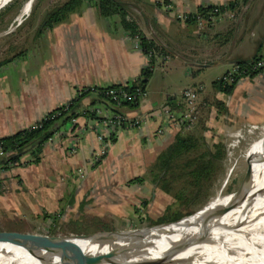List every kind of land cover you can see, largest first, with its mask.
Segmentation results:
<instances>
[{
    "label": "crops",
    "instance_id": "crops-1",
    "mask_svg": "<svg viewBox=\"0 0 264 264\" xmlns=\"http://www.w3.org/2000/svg\"><path fill=\"white\" fill-rule=\"evenodd\" d=\"M123 1L126 15L137 28L166 51L164 59L156 60L161 70L166 71L173 59L183 64V75L191 77L218 60L223 63L220 76L233 61L264 53V0H233L235 5L227 8L229 11L200 25L186 23L179 15L193 12L199 5L228 0ZM116 20L115 14L99 15L94 5L84 3L64 20L52 25L40 22L35 33L21 38L19 49L16 41L7 43L6 49L0 50V136L31 124L67 102L81 87L137 79L147 58ZM151 72L136 103L119 107L127 119H137V123L108 128L101 126L100 120L75 117L72 129L63 126L43 143L37 162L0 170V195L29 199L32 204L49 205L51 213H61L75 199H82L81 190L85 192L86 179L96 167L106 169L110 180L116 182L142 175L141 181L128 184L140 186L144 181L152 185L144 176L147 166L179 131L200 130L205 140V132L210 131L213 142L222 140L218 132L226 125L237 122L242 129L252 123L264 126L263 112L258 109L264 106V86H256L264 83V67L238 78L228 93L212 84L207 87L202 80L189 81L177 93L163 92L162 86L153 84ZM196 85L201 87L194 120L177 121L183 89ZM91 97L82 96L79 104L87 105ZM260 99L263 104L256 102ZM164 108L175 118H169ZM96 109L101 117L112 112L102 104ZM239 125L235 134L242 130ZM101 129L104 134L111 131L112 137L102 142L98 137ZM101 150L103 156L94 165L92 157ZM80 167L84 175L79 179Z\"/></svg>",
    "mask_w": 264,
    "mask_h": 264
},
{
    "label": "rangeland",
    "instance_id": "rangeland-1",
    "mask_svg": "<svg viewBox=\"0 0 264 264\" xmlns=\"http://www.w3.org/2000/svg\"><path fill=\"white\" fill-rule=\"evenodd\" d=\"M25 1L27 0H8L0 5V50H5L7 43L14 41L19 45L16 49L23 46L19 44L21 38L35 33L40 27L46 10L63 0H30L27 13H22L20 11ZM242 48L244 50L245 46L243 45ZM174 63L171 59L170 67L166 71L161 70L159 65H156V61L153 63L151 70L153 84L162 86L163 92L177 93L182 85L191 80H202L205 86L210 87L211 81L223 69L222 61L216 60L190 77L183 75V64ZM256 86L261 88L264 83H258ZM260 100L261 102H256L262 103V99ZM258 109L263 112L261 113L264 116V106H259ZM233 124L235 125H226V129L221 128L219 134L216 133L225 144L226 154L221 171L212 185L194 204L176 205L175 209L183 213L193 212L205 202L213 199L215 195H225L237 187L245 167L243 155L244 153L249 154L250 142L259 143L264 138V126L252 123L247 127L248 129H242L241 124L237 122ZM237 125L242 129L240 134L238 132L235 134L234 128ZM205 133L206 136L208 135L206 141L210 142V131ZM216 134L213 133L217 136ZM100 153L102 151L95 154L92 161L101 159L103 155L99 156ZM249 165L251 167V162ZM96 168L89 175V179H86L88 187L85 192L81 190L82 199H75L72 206L63 209L61 213H51L48 210L49 205L46 208L44 204L30 203L29 199H5L1 194L0 229L49 235L96 233L109 230L129 231L153 224L152 220L161 215L173 200L169 193L162 192L153 184L143 181L140 186H133L129 185L130 182L127 180L116 182V180H110L106 169ZM82 170L80 167L77 172L81 174L79 179L84 175ZM169 209L173 210L174 206ZM248 252L255 254L256 258L264 262V247H261L257 241ZM240 263L245 264L243 260Z\"/></svg>",
    "mask_w": 264,
    "mask_h": 264
},
{
    "label": "bare ground",
    "instance_id": "bare-ground-1",
    "mask_svg": "<svg viewBox=\"0 0 264 264\" xmlns=\"http://www.w3.org/2000/svg\"><path fill=\"white\" fill-rule=\"evenodd\" d=\"M8 0H0V5ZM30 3L24 2L25 13ZM34 7V6H33ZM27 13V12H26ZM19 18V17H18ZM251 167L240 198L217 194L179 219L144 229L86 237H70L80 253L91 258L83 264H264L249 253L257 241L264 247V138L249 143ZM244 156V155H243ZM12 238H16L12 240ZM0 236V264H67L53 245L26 247L21 237ZM53 247V248H49Z\"/></svg>",
    "mask_w": 264,
    "mask_h": 264
},
{
    "label": "trees",
    "instance_id": "trees-1",
    "mask_svg": "<svg viewBox=\"0 0 264 264\" xmlns=\"http://www.w3.org/2000/svg\"><path fill=\"white\" fill-rule=\"evenodd\" d=\"M84 3L94 5L99 15L115 14L117 16L116 23L130 36L137 37L138 47L148 57L147 63L141 68L137 79L122 83L98 85L97 88L100 91L109 87L121 88L128 93L137 85L144 88L153 63L166 51L155 44L151 38L145 36L137 28L135 22L126 15V4L123 0H63L46 10L41 23L42 25H52L55 22L64 20L69 12ZM214 5H217L219 10H221L224 7L231 8L235 5V1L228 0L224 4L199 5L195 11L188 13L183 18L184 22H194L196 14L207 16L212 13L211 10ZM148 53H150L149 56L147 55ZM262 55L264 53L255 54L249 58L237 59L232 63L242 66L246 62ZM263 67L264 65L250 71L247 76L254 75ZM237 79L238 77H235L231 82H224L218 76L211 81V84L216 86L218 90L228 93ZM81 88L67 102L49 109L31 124L0 136V170H5L14 165L37 162L41 156L43 143L63 126L67 125L68 128L72 129L75 125L74 118L77 116H84L88 121L97 123L98 120L103 118L96 111L98 105L102 104L110 111L115 112L121 111L119 109L120 106L125 104L132 105L137 101V97L121 99L116 105L109 95H104L102 92L92 93L88 88ZM84 95H91L92 97L87 105L81 106L79 99ZM111 137V131L104 135L105 139H110ZM225 154V144L222 140L208 142L200 130L189 129L177 132L173 139L156 154L153 161L147 166L146 175H144L157 188L169 193L173 198L172 202L166 206V210L152 222L158 223L173 220L190 213L191 211L183 213L175 209L176 205H192L203 197L206 189L212 185L214 179L221 171ZM99 160L96 159L94 164L99 162ZM142 179V175H136L129 178L128 182L141 181ZM171 205L174 206L173 210L169 209L173 207Z\"/></svg>",
    "mask_w": 264,
    "mask_h": 264
},
{
    "label": "built area",
    "instance_id": "built-area-1",
    "mask_svg": "<svg viewBox=\"0 0 264 264\" xmlns=\"http://www.w3.org/2000/svg\"><path fill=\"white\" fill-rule=\"evenodd\" d=\"M227 8L228 7H224L223 9L219 10V7L217 5H214L211 10L212 13H209L207 16L196 14L195 21L199 25L202 24V22L204 21H213L214 19L219 18L221 14L224 13V11L230 10ZM187 14L188 13L180 14L179 17L183 20V18ZM228 14H231V13H228ZM132 40L135 45H138V39L136 36H132ZM147 55L149 56L150 53H148ZM166 56H167V53H164L161 55L160 59H164ZM146 58L148 59V57ZM263 65H264V55L257 57L253 60H250L242 66H239L237 63H231L230 66L225 71L222 72L220 77L224 82H231L235 79V77L240 78L243 76H247L250 71L258 67H261ZM97 86L98 85H90V86H84L82 88L83 89L88 88L91 90L92 93L102 92V94L104 95H109V97H111L114 100L116 105L120 102L121 99H133L136 97L138 98L144 94V88L138 85L135 86L134 89L129 93L121 88L115 89L111 87L104 89L103 91H100L97 88ZM200 87H201L200 85H196V86L184 88L182 91V97H183L182 108H181L179 115L175 118L173 117V114L171 113V111L168 110V108H164V111L167 113V116L169 118H175L177 121H185L187 123H190L191 121H193L195 118V113H196V98L198 96ZM96 111L99 112L98 109H96ZM137 121H138L137 119H132V120L127 119L125 114L121 111H115V112L112 111L110 115H107L100 120V125L111 128V127H117L125 123L135 124L137 123ZM104 135L105 134L103 133V130L102 129L99 130L98 137L102 142L104 140L105 141L107 140L104 138Z\"/></svg>",
    "mask_w": 264,
    "mask_h": 264
},
{
    "label": "water",
    "instance_id": "water-1",
    "mask_svg": "<svg viewBox=\"0 0 264 264\" xmlns=\"http://www.w3.org/2000/svg\"><path fill=\"white\" fill-rule=\"evenodd\" d=\"M30 2V0H28ZM250 156L248 153H244V161H245V167L243 174L241 176V179L237 185V187L234 189V191L230 192L233 196L232 201L230 206H234L239 198H240V193H241V188L245 184V182L248 179L249 176V171H250ZM191 213V212H190ZM189 214V213H188ZM188 214L182 215L180 217L186 216ZM180 217L173 219V220H168V221H163V222H158V223H153L148 225L147 227H152V226H157V225H162L166 223L173 222ZM146 227L138 228V229H144ZM134 229V230H138ZM119 230H109V231H104V232H96V233H69V234H62V235H49V234H42V233H32V232H25V231H18V230H10V229H0V236L3 237H8L12 238L14 236L21 237L22 241H18L17 243L30 247L32 246V243H38V245H53L58 246V247H49L53 248L55 253L59 255L60 258H69L70 261H65L67 264H83L85 259L88 257L91 258L87 254H82L78 250H76L75 246L73 244L75 243H68L66 240L70 237H86V236H92V235H97V234H110V233H115L118 232ZM16 238H12L14 240ZM76 245V244H75ZM77 246V245H76Z\"/></svg>",
    "mask_w": 264,
    "mask_h": 264
}]
</instances>
